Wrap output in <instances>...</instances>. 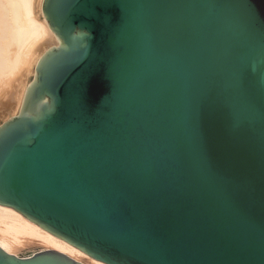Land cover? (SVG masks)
Returning a JSON list of instances; mask_svg holds the SVG:
<instances>
[{"label": "water", "instance_id": "water-1", "mask_svg": "<svg viewBox=\"0 0 264 264\" xmlns=\"http://www.w3.org/2000/svg\"><path fill=\"white\" fill-rule=\"evenodd\" d=\"M42 13L58 46L0 125V205L104 264H264V0Z\"/></svg>", "mask_w": 264, "mask_h": 264}, {"label": "bare ground", "instance_id": "bare-ground-1", "mask_svg": "<svg viewBox=\"0 0 264 264\" xmlns=\"http://www.w3.org/2000/svg\"><path fill=\"white\" fill-rule=\"evenodd\" d=\"M43 0H0V125L18 114L40 57L58 46ZM0 248L18 258L53 250L81 264H104L0 205Z\"/></svg>", "mask_w": 264, "mask_h": 264}, {"label": "snow or ice", "instance_id": "snow-or-ice-1", "mask_svg": "<svg viewBox=\"0 0 264 264\" xmlns=\"http://www.w3.org/2000/svg\"><path fill=\"white\" fill-rule=\"evenodd\" d=\"M254 11V10H253Z\"/></svg>", "mask_w": 264, "mask_h": 264}]
</instances>
